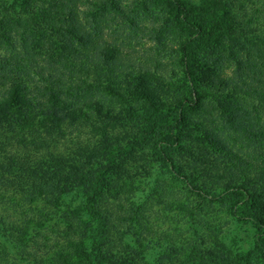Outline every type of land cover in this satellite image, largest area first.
Returning a JSON list of instances; mask_svg holds the SVG:
<instances>
[{
  "label": "trees",
  "instance_id": "obj_1",
  "mask_svg": "<svg viewBox=\"0 0 264 264\" xmlns=\"http://www.w3.org/2000/svg\"><path fill=\"white\" fill-rule=\"evenodd\" d=\"M0 190L28 264H264V0H0Z\"/></svg>",
  "mask_w": 264,
  "mask_h": 264
},
{
  "label": "rangeland",
  "instance_id": "obj_2",
  "mask_svg": "<svg viewBox=\"0 0 264 264\" xmlns=\"http://www.w3.org/2000/svg\"><path fill=\"white\" fill-rule=\"evenodd\" d=\"M218 5H220L221 7L222 3H219ZM182 34H185V32H182ZM170 183L172 182H161V184L164 185H171ZM147 185L148 184L145 182L144 187L146 188ZM177 187H180V185H178ZM72 197L73 196H71V198ZM61 202L62 203L60 204V207L57 209L58 211H56V216H60L63 213V211L66 209L65 205L69 204L70 201L67 199H63ZM25 208L36 210L39 212L44 207L40 201H36L31 204L25 201L22 202L20 195L10 192L8 193L5 191L3 192L2 190H0V225L5 229H11V227L13 228V231L9 230L10 235L8 237L0 234V264H28L24 260L22 253L23 250H25V248H28V246L32 244V241L34 240H37L42 244V241L40 239L34 238L35 236H33V234L38 230L43 231L44 229H52L53 232H51L50 234H46V243L48 244V246L52 247V252L55 250L57 244L59 246L62 244L60 235L54 231V225H49L45 221L39 224L38 219L40 220V217L38 216L37 221H34V219L31 221V226H23L22 222H24L27 217V214L22 215ZM52 212L53 211H50V213ZM33 213L36 215L35 212ZM46 213H49V211H46ZM54 216L55 215L53 213L52 217ZM58 225L59 230L64 228L63 222H60ZM222 230L223 231L219 236V242L222 245L221 249L226 251L224 253H237L236 258L244 256L245 260H236L234 263L230 262V264H256V262L250 263L246 260L248 257L247 255L251 251L254 228H252L250 224L242 222L241 220L230 218L229 220H227ZM127 242L137 252L138 264H153L158 254V251L156 249L150 246L147 247L145 244L139 242H134V239L131 236L127 237ZM58 249L59 247L56 248V250ZM191 257H193V254L189 256V258ZM250 258H254V255H251Z\"/></svg>",
  "mask_w": 264,
  "mask_h": 264
}]
</instances>
